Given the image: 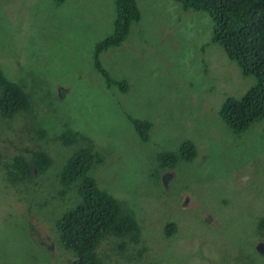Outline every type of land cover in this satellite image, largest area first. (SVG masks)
I'll use <instances>...</instances> for the list:
<instances>
[{
    "label": "rangeland",
    "instance_id": "1",
    "mask_svg": "<svg viewBox=\"0 0 264 264\" xmlns=\"http://www.w3.org/2000/svg\"><path fill=\"white\" fill-rule=\"evenodd\" d=\"M136 4L139 21L99 55L124 80L121 92L92 68L95 43L112 32L113 0H0V67L30 98L26 111L0 116L1 263L70 264L54 223L79 197L58 192V174L90 140L97 158L88 174L137 228L99 239L93 253L105 264H264V118L233 133L217 116L253 78L210 42L206 13L172 0ZM127 114L150 123L145 141ZM67 128L78 135L63 144ZM185 140L195 156L162 168L157 154ZM38 149L47 168L11 181L6 159Z\"/></svg>",
    "mask_w": 264,
    "mask_h": 264
},
{
    "label": "trees",
    "instance_id": "2",
    "mask_svg": "<svg viewBox=\"0 0 264 264\" xmlns=\"http://www.w3.org/2000/svg\"><path fill=\"white\" fill-rule=\"evenodd\" d=\"M181 8L207 14L211 23L210 42L220 46L225 57L233 61L240 75L251 76L253 83L237 98L227 96L217 110L219 120L233 133H240L252 123L264 118V0H172ZM59 4L62 0H53ZM112 32L97 41L92 53V68L102 79L104 87H116L124 92V80L115 79L102 66L99 55L125 40L131 23L138 22L140 12L136 0H113ZM60 93V92H59ZM56 95V94H55ZM58 95V93H57ZM30 107L29 93L22 83L8 79L0 67V116L10 118ZM138 138L145 141L150 123L126 115ZM77 130L60 132L63 144L71 143ZM9 156L3 165L11 181L29 182L34 170L40 174L49 164L45 151L25 150ZM195 156L191 141H184L174 151L158 153L162 168L173 167L177 160ZM97 158L90 140L75 149L66 158L58 174L60 194L73 188L79 201L67 208L55 220L59 243L73 253L70 264H105L93 253L99 239L105 234L122 236L137 232L136 222L120 207L119 201L97 187L88 169ZM165 235L174 232V224L167 222ZM0 264H4L1 263Z\"/></svg>",
    "mask_w": 264,
    "mask_h": 264
},
{
    "label": "water",
    "instance_id": "3",
    "mask_svg": "<svg viewBox=\"0 0 264 264\" xmlns=\"http://www.w3.org/2000/svg\"><path fill=\"white\" fill-rule=\"evenodd\" d=\"M258 249H259L260 251L262 250V246H261V244L259 245Z\"/></svg>",
    "mask_w": 264,
    "mask_h": 264
},
{
    "label": "flooded vegetation",
    "instance_id": "4",
    "mask_svg": "<svg viewBox=\"0 0 264 264\" xmlns=\"http://www.w3.org/2000/svg\"><path fill=\"white\" fill-rule=\"evenodd\" d=\"M34 172H36L35 170H34ZM35 175V174H34Z\"/></svg>",
    "mask_w": 264,
    "mask_h": 264
}]
</instances>
